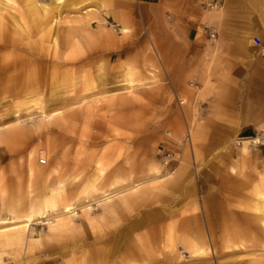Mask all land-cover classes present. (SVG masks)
<instances>
[{"label":"rangeland","instance_id":"rangeland-1","mask_svg":"<svg viewBox=\"0 0 264 264\" xmlns=\"http://www.w3.org/2000/svg\"><path fill=\"white\" fill-rule=\"evenodd\" d=\"M30 1L41 7L39 16L28 13ZM30 1L0 0L8 10H0V28H7L2 37L48 40L52 53L75 57L80 66L54 92L45 87L12 98L22 90L0 88V232L26 223H1L12 218L10 205L21 208L20 217L32 203L35 211L49 214L30 223L26 245L0 247V264H30V258L31 264H264L262 226L252 219L256 190L264 185V126L249 137L260 143L252 142L241 162L238 142L244 134L226 115L231 102H240L237 92L208 90L210 78L221 74L229 81L248 69L247 62L219 58V43L201 34L194 50L204 53H195L191 67L206 78L204 89L190 87L192 81L200 84L192 77L177 88L171 82V47L154 42L135 0H98L79 9ZM259 5L261 37L264 0ZM88 9L93 10L85 14ZM205 10L213 18L223 12ZM85 17L81 27L77 20ZM263 47L253 46L254 60ZM52 94L71 101L49 102ZM178 99L185 101L193 150L157 186L151 167L167 174L159 161L165 133L173 134L176 145L185 132ZM201 101L215 106L213 117L202 122L192 108ZM54 113L60 125L41 127ZM17 128L25 137L6 141ZM30 168L39 171L33 178ZM72 174L79 179L69 178ZM59 180L68 197L58 200L59 211L70 201L74 214L70 227L51 232L49 220L56 214L45 201ZM110 200L114 206L107 210ZM196 247L203 251L194 253Z\"/></svg>","mask_w":264,"mask_h":264},{"label":"crops","instance_id":"crops-1","mask_svg":"<svg viewBox=\"0 0 264 264\" xmlns=\"http://www.w3.org/2000/svg\"><path fill=\"white\" fill-rule=\"evenodd\" d=\"M139 9L145 14L144 21L147 27L153 28L155 43H166L171 47V82L173 86L180 87L187 77H192L199 82L192 81L189 85L204 88L206 78L203 75L195 76L192 73L193 59L196 55L202 57L204 51L197 52L194 45L202 35L208 38L210 34L215 39L212 43H219V58L223 60H244L248 69L239 70L227 81L221 74L209 79V91L233 90L237 92L240 102H231L227 106L229 117H234L240 126L239 133L243 138H249L257 129L264 126V35L257 36L259 24V0H135ZM217 2L218 8L223 12L218 18L208 17L205 12L212 3ZM152 13V17L150 14ZM161 28H166L163 33ZM168 28V30H167ZM202 34V35H201ZM261 41L263 47L260 57L255 60L251 55L254 40ZM254 44V45H253ZM162 47V46H161ZM163 49H166L165 47ZM198 58V56H196ZM219 76V77H218ZM202 83V84H201ZM244 91V95L241 92ZM241 100L243 103L241 104ZM180 99H178L179 105ZM184 127L188 121L183 106H180ZM196 110L195 118L201 122L205 117H213L214 103L209 102L205 107L204 102L192 106ZM189 122V121H188ZM193 131V129H192ZM231 132V131H229ZM228 132V133H229ZM230 137L231 134L220 135ZM171 144H174L173 139ZM175 147V145H172ZM184 151L182 152V156Z\"/></svg>","mask_w":264,"mask_h":264},{"label":"bare ground","instance_id":"bare-ground-1","mask_svg":"<svg viewBox=\"0 0 264 264\" xmlns=\"http://www.w3.org/2000/svg\"><path fill=\"white\" fill-rule=\"evenodd\" d=\"M30 1V0H29ZM98 0H53L51 4L58 5V6H71L75 4L79 9L78 6H85L92 2H96ZM28 13L33 16H39L41 10L37 2L30 1V5L28 6ZM0 10L8 11L5 6H1ZM93 9H88L85 14L92 12ZM88 18H91L88 15ZM86 17L83 19L77 20V24L81 27L85 25ZM7 28H0V88H4L6 86L14 87L15 89H21L22 91L12 95V98H19L23 94L26 93H33L34 91L41 92L45 87L51 89L54 92L56 87H60L62 84L61 82L67 81L71 78L72 74L75 72L74 69H78L80 66L79 61L76 62L75 57H63L59 55L56 51L52 53L50 51V47H55L51 44L50 41L45 39L33 40L29 37H9L6 34L2 37V33L6 31ZM92 60L90 61V63ZM70 67V68H68ZM57 94V93H56ZM56 94H52L48 97L49 102H57V98L60 97V102L63 105H67L70 103L71 100L69 98H63L61 96H56ZM1 97V95H0ZM185 103V101H183ZM58 116V115H57ZM56 119V114L54 113L50 118L49 121L42 123L41 127L48 128L49 126H59L60 124L57 123L58 120ZM65 122V120H64ZM65 126L61 127L63 129ZM186 132V131H185ZM183 133V137L185 135ZM26 133L23 129L17 128L10 132H8L7 136L4 138L6 141L9 142H17L21 137H25ZM173 141L176 140L172 134ZM224 137V136H223ZM193 135L191 136V144L190 147L184 149V153L186 150H193V143H192ZM198 139V138H197ZM182 139L179 141L181 142ZM175 142V141H174ZM176 142V143H179ZM242 147L240 149L242 155L240 156V160L245 161V158L248 156V152L250 150V144L260 143L259 140L251 141L249 138L242 139ZM192 149V150H191ZM31 159V157H30ZM45 160V159H42ZM46 161V160H45ZM47 162V161H46ZM42 165V164H41ZM99 171L102 172L101 168L98 167ZM151 170L154 174H156V185L159 186L163 181H167L171 178V174L167 172L165 176L160 175V169L156 165H152ZM29 172L31 173V178L34 175H37L39 172L37 169L30 168ZM80 174H72L69 178L73 180H78ZM62 182L58 181V188L52 189L50 196L47 197L45 201L46 209L49 208L52 210L53 214H56L55 220H49L50 224V231L57 232L63 228L70 227L72 224L71 216L74 214L72 212V203H65L63 208L59 211V199L68 198L67 195L64 194V191L59 185ZM141 188L139 185L137 191ZM93 191L91 192V194ZM1 196L3 195V191H1ZM119 198L120 202L125 201L123 195L117 194L115 195ZM115 196L108 197L107 199L113 198ZM2 199V197H1ZM130 198H127V201ZM112 200L108 204H106L107 210L113 208ZM39 208L35 207V204L32 203L29 206L28 212L24 217H20L19 215L21 208L17 206H9L7 209L10 213H12V218L8 221L1 220L2 224H10L14 223V221L25 219L26 223L19 224L17 226H13L12 228L5 229L0 232V247H6L7 245L10 246H24L26 245V238L24 233L30 226V223L35 221L37 218L48 217L49 214L44 209L43 211H35ZM253 209L255 210V215L252 217L253 221L261 223V230L262 234L258 237V240L264 246V185L261 186L256 190L255 198L253 200ZM60 212H62L60 214ZM18 213V214H16ZM24 221V220H23ZM263 235V237H262ZM203 251V248L196 247L194 253H198ZM33 262V259L30 258V264ZM1 263V259H0Z\"/></svg>","mask_w":264,"mask_h":264},{"label":"built area","instance_id":"built-area-1","mask_svg":"<svg viewBox=\"0 0 264 264\" xmlns=\"http://www.w3.org/2000/svg\"><path fill=\"white\" fill-rule=\"evenodd\" d=\"M210 9H215L218 8V3L214 2L211 5H209ZM210 39H215V35L210 34ZM254 44L257 47H261V41L259 39L254 40ZM195 89H198L199 87L197 85H192ZM183 101H179L180 106H184ZM185 135L182 138V141L179 143H176L175 147L172 146V133L167 131L165 133V139L163 143L160 145L159 148V161L162 166L163 170H166L167 172H172V170H176L175 166L179 165L181 163L182 159V152L184 149L190 147L191 144V136H192V127L190 126L189 122H186V127H185ZM242 144V141L238 142V145L240 146ZM42 165L46 164L45 160H41L40 162Z\"/></svg>","mask_w":264,"mask_h":264}]
</instances>
